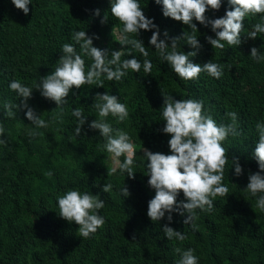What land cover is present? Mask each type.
I'll return each mask as SVG.
<instances>
[{
    "label": "trees",
    "instance_id": "16d2710c",
    "mask_svg": "<svg viewBox=\"0 0 264 264\" xmlns=\"http://www.w3.org/2000/svg\"><path fill=\"white\" fill-rule=\"evenodd\" d=\"M139 3L146 17L159 27L161 39L164 31L169 37L190 31L181 22L164 17L162 6L154 0ZM29 9L25 16L10 0H0V123L5 128L0 139L7 140L0 144V264H176L180 259L174 251L177 247L182 251L194 249L198 264H264V211L256 207V198L245 190L248 175L259 170L253 157L258 143L255 125L264 123V61L257 63L250 56L252 47L264 53V34H258L255 40L246 37L264 14L246 17L241 45L222 42L223 50L206 42V36L215 38L210 27L193 20L202 47L190 59L200 65L210 60L220 63V79L207 73H201L196 80L179 78L149 45L151 31H142L137 38L149 51L147 59L153 65L150 74L143 68L138 73L128 70L120 81L102 77L103 88L93 84L71 90L63 106L62 122L52 120L56 105L34 91L28 104L49 122V127L38 129L42 135L32 138L28 133L33 126L23 111H18L14 119L4 115L5 101L15 104L20 100L9 89L10 82L15 79L32 86L54 71L62 45L75 43V31L99 36L93 41L94 47L120 50L114 29L123 25L112 17L109 0H31ZM95 9L101 10L99 17L93 15ZM226 10L231 9L227 0H222L218 11L209 9L205 15L220 18ZM104 14L108 22L102 25ZM180 43L184 53L193 50L184 41ZM76 51L80 52L79 45ZM124 51L122 60L133 58L128 52L141 63L145 59L130 47L125 46ZM84 59L89 66L91 59ZM105 92L117 96L128 107L129 117L124 122H117L111 115L106 119L114 128L126 131L135 145L134 179L119 169L111 172V154L104 149V139L88 127L94 119H100L91 106L94 97ZM162 95L175 100H202L205 112L217 124L231 123L226 113L235 111L242 133L223 142L229 158L223 180L229 189L227 196H217L211 212L196 210L195 229L191 223H183L186 216L172 213L168 226L187 236L183 242L165 238L161 229L168 223L167 213L159 222L147 216L148 201L155 193L147 186V161L142 149L170 154V137L161 131ZM75 108H80L86 117L79 136L74 135ZM234 157L239 158L243 169L239 177L232 169ZM48 172L52 175L48 176ZM108 183L113 185L112 190L101 192ZM124 185L130 193L127 198L120 192ZM68 190L99 194L104 201L99 214L105 224L87 239L79 236L77 225L59 217L58 197ZM182 200L180 193L177 202Z\"/></svg>",
    "mask_w": 264,
    "mask_h": 264
},
{
    "label": "clouds",
    "instance_id": "9594fccd",
    "mask_svg": "<svg viewBox=\"0 0 264 264\" xmlns=\"http://www.w3.org/2000/svg\"><path fill=\"white\" fill-rule=\"evenodd\" d=\"M15 9L21 11L25 16L29 14L31 0H10ZM154 3L162 6V15L173 21L181 22L190 31H183L180 36L169 37L167 31L161 32L153 19L146 17L139 0H109L110 13L123 27L117 28L120 50L101 49L93 46V41L98 40L97 35H86V31H75L72 34L73 43L62 45L61 56L54 71L40 77L38 82L32 86H26L19 80H12L9 89L20 97L19 103L5 101L3 104L4 115L14 119L18 111H23L25 118L33 126L28 133L32 138L41 136L38 129L48 128L49 122L42 118L34 108L29 106L34 91L52 101L56 105V114L52 120L62 122L63 106L68 103L67 97L73 89H80L83 85H97L103 88V78L108 81H120L131 70L138 73L141 68L146 74L152 71V62L147 59L148 49L141 39L137 37L144 31H151L152 35L148 41L154 47L160 60L171 66L173 72L183 80H196L201 73L220 79L223 74V65L211 60L200 65L193 63L190 58L197 56L201 49L196 33L198 24L211 29L215 38L206 36V42L212 48H225L226 42L229 46L241 45V32L244 29V21L248 16L264 14V0H227L229 8L220 18L210 19L206 11H218L222 0H154ZM93 15L99 17L100 9H95ZM108 22L104 14L100 23ZM258 34H264V15L260 22L252 25L247 39L255 40ZM134 37V38H133ZM181 41H184L192 51L184 53L181 50ZM79 45L80 52L76 51ZM138 52L145 59L141 63L131 52L128 56L132 59H121L125 55L124 47ZM91 59V64L86 67L84 57ZM250 56L257 63L264 61V53L256 47L250 49ZM75 93H73L74 95ZM162 118L164 127L162 133L168 135L167 141L170 154L152 152L146 148L142 149L143 157L146 158L147 186L154 190V197L148 201L147 216L151 221L159 222L165 218L167 213V224L161 229L167 240L183 242L187 236L169 227L172 223V213L186 216L184 224L192 225L197 219L196 210L211 212L214 208L213 200L217 197H226L229 189L223 183L225 166L229 163L228 149L223 142L229 137L242 135L238 130V115L235 111L226 113L231 123L217 124L216 120L204 110V102L194 99L175 100L172 96L162 95ZM95 103L91 106L97 111L100 119H94L88 127L97 130L105 141L104 149L111 154L113 167L111 172L117 169L126 173L129 179H134V160L136 157L135 145L129 134L114 128L107 122L109 115L115 117L117 122H124L129 117L126 104L121 103L117 96L107 92L97 93L94 97ZM72 115L77 118V126L74 135L81 134V128L86 122L80 108H75ZM258 134V143L255 145L253 157L258 164V171L250 173L247 177L248 183L245 190L256 198V207L264 211V123L255 125ZM5 128L0 123V137H4ZM6 138L0 139V144H6ZM123 157V161H121ZM234 175L239 177L243 169L239 158L231 159ZM48 176L52 173L48 172ZM111 183L105 184L101 192L108 193L112 190ZM121 195L127 198L130 193L124 185ZM183 193L184 200L177 202V197ZM59 217L78 226L79 236L87 239L95 234L105 224V218L99 214L104 208V201L99 194L91 192H80L79 190H68L58 197ZM135 240V237H133ZM174 251L180 254L176 264H198V257L194 249L181 250L179 247Z\"/></svg>",
    "mask_w": 264,
    "mask_h": 264
},
{
    "label": "rangeland",
    "instance_id": "374dc122",
    "mask_svg": "<svg viewBox=\"0 0 264 264\" xmlns=\"http://www.w3.org/2000/svg\"><path fill=\"white\" fill-rule=\"evenodd\" d=\"M114 33L116 34V37L118 38V33L116 32V28L114 29ZM110 164H111V166H113L112 160H110Z\"/></svg>",
    "mask_w": 264,
    "mask_h": 264
}]
</instances>
